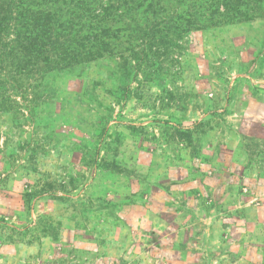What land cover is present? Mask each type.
Masks as SVG:
<instances>
[{"label": "rangeland", "instance_id": "374dc122", "mask_svg": "<svg viewBox=\"0 0 264 264\" xmlns=\"http://www.w3.org/2000/svg\"><path fill=\"white\" fill-rule=\"evenodd\" d=\"M233 2L229 22L173 31L159 14L73 71L1 76L0 264H264V241L234 252L227 228L206 247L199 203L166 207L183 171L208 182L241 162L249 183L241 158L264 152V0ZM219 134L239 138L235 156L212 154Z\"/></svg>", "mask_w": 264, "mask_h": 264}, {"label": "trees", "instance_id": "16d2710c", "mask_svg": "<svg viewBox=\"0 0 264 264\" xmlns=\"http://www.w3.org/2000/svg\"><path fill=\"white\" fill-rule=\"evenodd\" d=\"M233 7V0H0V79L73 71L111 54L121 32L140 20L152 25L159 14L167 28L180 22L188 32L222 17L229 22Z\"/></svg>", "mask_w": 264, "mask_h": 264}, {"label": "crops", "instance_id": "0c3cea01", "mask_svg": "<svg viewBox=\"0 0 264 264\" xmlns=\"http://www.w3.org/2000/svg\"><path fill=\"white\" fill-rule=\"evenodd\" d=\"M211 141L212 144L210 149L212 154L220 157V159L222 151L226 152V150H229L234 153L235 156L241 148L239 138L235 135L233 136V134L227 136L219 134L214 136ZM187 152L188 150L185 149L184 153L186 154ZM244 154L245 156L241 159L244 160L245 165L246 162H251L252 165L250 166L253 169L252 171H247L245 168L242 169V172L248 175L247 180L249 179V183H243L236 175V171H238L237 173L240 171L237 168H242L241 162H239L240 165L238 164L236 169L234 168V171L232 170L230 173H227L228 170L221 166L225 165V162H223L224 160H220L218 162L220 165H217V168H213L214 175L209 179L211 183H208L209 181L205 182L206 180L203 181L205 176L201 174V171L198 172V174H191L183 171L180 173L181 175L175 177V181H172V176L167 178L172 181L173 184L170 186V198L166 207H175L178 198L182 200L181 198H183V196V202H186L187 205L188 203H199L196 209L199 215L198 217H200L199 221H202L199 223V230L200 232L204 231L200 237L204 238L203 244L206 247L209 246L210 248H214L215 241L217 242L221 239L223 236L221 232H225L226 228L227 231L230 230V246L231 250L234 252L240 249L243 250V247L247 248L250 240H259L260 243L264 241V233H262L260 227H256V225L263 224V219L258 215V212L262 213L263 211H258L252 207L253 202L260 199L264 201V195L259 193V190H264V179L261 178L264 174V152L253 157L249 156L247 151L244 152ZM206 172L207 171H205V173ZM225 176L226 178H224ZM222 178H224V180H222ZM217 181L219 183H216ZM243 186L247 187L250 191L248 196L239 193L240 188H243ZM219 188L222 190V193L216 197L212 196L211 204H207L205 196L208 194L206 192L209 189L218 190ZM198 191H200L199 197L195 198V195L199 193ZM190 192H195L196 194L191 197ZM181 207H183V205H181ZM255 212H257V214H255ZM252 213H254L255 217H258L252 219ZM224 217L229 218L228 224H223L225 222ZM180 229L181 233H188L189 231L185 225L180 227ZM214 230H216V232H214ZM194 231L195 229H193V232ZM193 232L189 231V233ZM196 232L199 231L196 230ZM213 237L216 239L214 240ZM210 239L211 241L209 242ZM230 254H232L234 264H243V262H246L245 264H251L244 260L245 254L243 256L241 252L236 254L231 252L228 254V257L231 256Z\"/></svg>", "mask_w": 264, "mask_h": 264}]
</instances>
